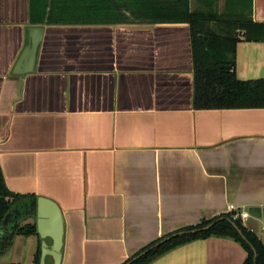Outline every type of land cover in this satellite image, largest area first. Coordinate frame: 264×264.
Listing matches in <instances>:
<instances>
[{
  "label": "crops",
  "instance_id": "obj_1",
  "mask_svg": "<svg viewBox=\"0 0 264 264\" xmlns=\"http://www.w3.org/2000/svg\"><path fill=\"white\" fill-rule=\"evenodd\" d=\"M49 8L0 0V167L11 192L59 205L60 264H122L230 204L264 245V108L194 107L189 23L57 21ZM250 17L262 26L250 39L236 32L243 81L264 78V0H251ZM37 246L15 234L0 264H35ZM246 255L212 235L148 264Z\"/></svg>",
  "mask_w": 264,
  "mask_h": 264
},
{
  "label": "trees",
  "instance_id": "obj_2",
  "mask_svg": "<svg viewBox=\"0 0 264 264\" xmlns=\"http://www.w3.org/2000/svg\"><path fill=\"white\" fill-rule=\"evenodd\" d=\"M33 12L44 15L57 13L63 20L74 22L124 21L127 13L136 20L153 22H187L191 32L194 65L193 105L196 109L215 108H264V78L239 80L234 72V47L237 30H243L250 39L252 32L262 24L254 23L248 16H215L190 7V0H32ZM215 22L235 32H212L207 22ZM256 32V31H255ZM36 196L11 192L4 181L0 167V254L5 252L15 234L36 235L38 246L34 262L39 264L40 237L35 220L20 224L30 216H36ZM9 214V215H7ZM7 215V217H5ZM5 218V219H4ZM230 220L241 229L244 238L234 229ZM214 222L207 230L169 239L133 261L131 264H148L168 250L198 238L208 236L230 237L238 241L247 255L242 264H264V245L257 235L246 228L232 212H226L176 231L200 228ZM174 231V232H176ZM173 233V232H171ZM163 236L162 238L170 235ZM162 238L141 248L122 264H126ZM255 252V255H254Z\"/></svg>",
  "mask_w": 264,
  "mask_h": 264
},
{
  "label": "water",
  "instance_id": "obj_3",
  "mask_svg": "<svg viewBox=\"0 0 264 264\" xmlns=\"http://www.w3.org/2000/svg\"><path fill=\"white\" fill-rule=\"evenodd\" d=\"M7 215L5 217H7ZM213 223L214 222L200 228L173 232L170 235L162 238L155 244L151 245L149 248H146L137 255H135L126 264H131L133 261L147 253L149 250L158 247L159 245L165 243L171 238L207 230ZM230 223L232 224L234 229L239 233V235L244 238V235L241 229L237 226V224L231 220ZM35 224L37 233L40 237L39 264H47V256L51 258V264H60L64 226L61 209L53 199L45 196H38L36 198Z\"/></svg>",
  "mask_w": 264,
  "mask_h": 264
},
{
  "label": "rangeland",
  "instance_id": "obj_4",
  "mask_svg": "<svg viewBox=\"0 0 264 264\" xmlns=\"http://www.w3.org/2000/svg\"><path fill=\"white\" fill-rule=\"evenodd\" d=\"M191 9L201 13L223 17L234 15L248 16L250 0H193ZM206 26L212 32L224 33L226 31H236V29H233L234 27H228L227 29L212 21L207 22ZM33 218L34 216H32V220ZM46 263L51 264V258L49 256L46 257Z\"/></svg>",
  "mask_w": 264,
  "mask_h": 264
},
{
  "label": "built area",
  "instance_id": "obj_5",
  "mask_svg": "<svg viewBox=\"0 0 264 264\" xmlns=\"http://www.w3.org/2000/svg\"><path fill=\"white\" fill-rule=\"evenodd\" d=\"M228 211L232 212L234 218H239L240 220H245L249 216L247 211L239 209L233 204L228 206ZM262 231L264 232V229H262Z\"/></svg>",
  "mask_w": 264,
  "mask_h": 264
}]
</instances>
